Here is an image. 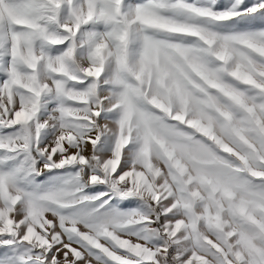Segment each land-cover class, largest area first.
I'll use <instances>...</instances> for the list:
<instances>
[{"label":"snow or ice","instance_id":"snow-or-ice-1","mask_svg":"<svg viewBox=\"0 0 264 264\" xmlns=\"http://www.w3.org/2000/svg\"><path fill=\"white\" fill-rule=\"evenodd\" d=\"M0 264H264V0H0Z\"/></svg>","mask_w":264,"mask_h":264}]
</instances>
